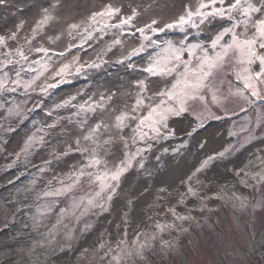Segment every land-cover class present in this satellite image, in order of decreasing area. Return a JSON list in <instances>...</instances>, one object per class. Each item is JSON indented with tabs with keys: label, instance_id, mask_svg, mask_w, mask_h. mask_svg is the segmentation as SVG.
<instances>
[{
	"label": "rangeland",
	"instance_id": "1",
	"mask_svg": "<svg viewBox=\"0 0 264 264\" xmlns=\"http://www.w3.org/2000/svg\"><path fill=\"white\" fill-rule=\"evenodd\" d=\"M115 1L0 0V264H264V0Z\"/></svg>",
	"mask_w": 264,
	"mask_h": 264
},
{
	"label": "snow or ice",
	"instance_id": "2",
	"mask_svg": "<svg viewBox=\"0 0 264 264\" xmlns=\"http://www.w3.org/2000/svg\"><path fill=\"white\" fill-rule=\"evenodd\" d=\"M221 2H223V0H221ZM236 2H237V4H239L240 0H236ZM235 6L236 5H233V7H235ZM200 7L203 8V7H205V5L201 4ZM110 11H118V9L110 10ZM196 14L200 15L201 13L198 10ZM211 14L223 15V11L220 9H216L214 11V13H211ZM133 15H135V13H133ZM191 15H192V13H189V16H191ZM130 19H131V17H129L128 20H123L122 23H128ZM45 20H47V17L45 18ZM180 22L181 23L185 22L183 17H181ZM153 23H155V21H153ZM171 26L172 25H166V27H171ZM141 31H143V30L141 29ZM225 31H229V30L226 29ZM256 31H257L258 36L261 38V40H264V20H261L258 23V25H256ZM222 36H223V33H221L219 36H217L216 40L213 41V46H215L219 42V40L222 38ZM256 43H257V41L255 39H251V40H245L243 42H236L235 46L237 48H239L242 52H245L247 54V56L249 57V60H248L249 63L252 62L253 57L259 61L260 71L255 73V78H260V77L264 76V56H258L256 54V52L254 51V45ZM259 46L261 49H264V43H260ZM229 47H232V46H229ZM20 55L23 56V53H20ZM177 59H178V57H177ZM205 62H207V58H205ZM148 70L152 71L151 68ZM206 75H208V74L206 73L205 76ZM244 79L246 81V83L244 85L245 88L250 89L253 96H258L259 93L256 91L255 84L250 82L253 79V77L248 76V77H244ZM195 86H199V85L197 84ZM213 99L215 100V97H213ZM138 103H139V101H138ZM153 111H155V110H153ZM170 111H171V109H170ZM181 111H183V108H181ZM118 119H122V117H118ZM117 176H118V173L114 174L112 178L116 179Z\"/></svg>",
	"mask_w": 264,
	"mask_h": 264
},
{
	"label": "bare ground",
	"instance_id": "3",
	"mask_svg": "<svg viewBox=\"0 0 264 264\" xmlns=\"http://www.w3.org/2000/svg\"><path fill=\"white\" fill-rule=\"evenodd\" d=\"M78 2H79V0H77ZM83 1V5L84 6H86V7H93V5H98V4H100V3H102V2H104V1H106V0H89L88 2H87V0H82ZM126 0H116L115 2H118L119 4H123L124 2H125ZM69 2V0H65V3H64V6H66V4ZM79 6L78 7H76L77 9L79 8H82L83 6H82V4H78ZM165 6V5H164ZM163 5L162 6H160V7H157V8H155V9H152V11H154V13H155V15L156 16H158V18L163 22L164 20H167V19H169L170 17H172V16H174L175 15V13L176 12H174L175 10H174V8H172V6H170V8H166V7H164ZM177 6H175V8H176ZM73 10H70V9H68V10H66V15L68 14V16L69 17H71V16H73V12H72ZM152 11H151V13H152ZM177 12H178V10H177ZM212 25V24H211ZM211 25H209V27H205V31L207 30V29H209V28H211L212 26Z\"/></svg>",
	"mask_w": 264,
	"mask_h": 264
}]
</instances>
